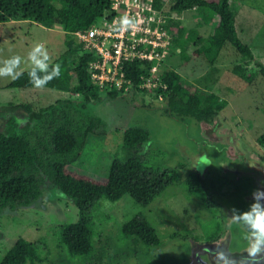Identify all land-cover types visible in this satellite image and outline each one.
I'll return each instance as SVG.
<instances>
[{
	"label": "rangeland",
	"instance_id": "1",
	"mask_svg": "<svg viewBox=\"0 0 264 264\" xmlns=\"http://www.w3.org/2000/svg\"><path fill=\"white\" fill-rule=\"evenodd\" d=\"M171 4L172 0H165L163 10L166 12ZM233 4L240 6L235 23L239 38L251 48L255 59L264 65V0H233ZM172 16L178 18L180 41L191 57L188 62H184L179 50H176L171 53L164 68L179 72L185 82L195 84L226 100L227 106L217 117L225 125L222 131L229 133L224 135L235 134L242 138L244 146L259 149L264 154V149L259 148L256 143L258 137L264 133V79L259 67L241 56L228 43L224 44L215 63H209L203 56L195 54V47L188 39V34L190 29L197 28L206 37L212 33L213 26L209 23L198 24L201 16L196 10H186L180 15ZM65 35L62 31L29 21H8L0 25V59H6L13 54L26 57L32 45L40 41L46 44L51 63L55 64L57 57L65 50ZM25 67L26 65H21L22 70ZM236 68H241L250 80L241 79ZM10 81V78H0V131L7 127L9 120L19 128V124L27 118L22 109L11 110V106L27 104L35 111L50 105L56 107L45 114L43 122L30 125L27 139L40 155V164L35 175L40 182L41 193L28 205H13L1 211L0 260L13 243L22 237L34 243L40 254V261L27 264H85L96 251V241L99 242L97 251L104 253L107 258L106 264H129L130 260L125 261V253L130 251V243L122 237L120 227L139 212L156 229L162 242L156 250L140 244L137 248L140 264H184L188 252L190 253L191 242L208 243L205 232L212 231L214 223L220 224V237L227 232L223 202H227L231 211V201L223 200L229 199L236 189L227 178L219 175L206 178V183L209 182L211 186L209 190L213 192L206 198L205 194L204 197L194 195L185 185L176 184L169 186L147 207L136 205L129 195H124L116 202L100 200L93 212L95 233L92 254L86 258L70 256L60 240L59 230L62 224L78 219V209L46 176L41 158L50 161L64 160L68 172L94 182H105L111 161L122 153L123 133L129 127L128 112L121 102L123 96L111 98L102 91L87 103L88 111L85 112L80 109V95L48 88L7 89L6 85ZM130 95L137 101L145 98L146 103L156 101L151 91L141 92L133 88L127 96ZM66 100L73 101L65 104ZM124 102L131 103L130 109L134 106L133 102L126 99ZM57 125L69 126L77 136L88 127L91 131L82 148L61 156L52 152L49 142L51 132ZM178 127L169 132H172L174 139L186 140L187 136L194 137V132L192 134L186 129L196 128L192 122ZM229 146L227 144V150ZM175 150L172 144H166L163 140H160L159 145L154 140H148L142 152L146 154V162L164 167L168 166L167 161L173 160L171 158ZM214 159L213 162L216 161ZM213 170L214 168L207 170L204 174ZM215 196L219 199L215 200ZM219 241L220 239L217 242ZM193 249L197 252L199 246L194 244ZM211 256L212 253L210 259ZM230 259L233 264L248 263L244 262L245 256L244 260L238 255ZM227 260L230 261L229 258Z\"/></svg>",
	"mask_w": 264,
	"mask_h": 264
},
{
	"label": "trees",
	"instance_id": "2",
	"mask_svg": "<svg viewBox=\"0 0 264 264\" xmlns=\"http://www.w3.org/2000/svg\"><path fill=\"white\" fill-rule=\"evenodd\" d=\"M165 0H155V6L162 8ZM112 0H0V25L8 21H29L46 28L59 29L64 32L65 50L57 57L55 63L61 65L59 78L53 79L44 88L68 92L82 97L80 109L87 112V103L103 89L90 79L89 62L93 59L91 53H83L76 42L73 33L89 28L95 20L110 15ZM239 5L233 0H172L166 11V27L171 35V53L179 50L184 62L190 60V55L181 43L178 33V18L186 10H196L201 20L198 24H211L213 31L208 36H202L197 28L189 30L188 39L195 47V54L203 56L214 64L223 46L228 43L244 58L254 62L264 79V65L257 61L251 48L239 38L236 31V16ZM137 62L128 63L124 68L126 78L131 79L133 88L145 92L138 87L140 69ZM241 68H236L239 77L249 81ZM162 80L168 85L163 91L164 106L174 119L186 122H213L227 106V101L216 94L209 93L195 84L185 82L179 72L165 70ZM27 72L18 80H11L7 89L32 88ZM104 92V91H103ZM162 92L154 91L155 96ZM111 98H118L116 91L107 92ZM99 98V97H97ZM73 100L64 101L71 104ZM50 105L38 111L30 105L18 104L9 109H22L27 118L17 128L11 120L7 127L0 131V213L13 205H28L40 196V182L35 173L39 166L40 155L27 139L32 123L44 121L45 114L55 109ZM8 109V108H6ZM195 123V124H196ZM88 127L77 136L67 125H57L50 135L52 152L61 156L73 153L83 147L90 133ZM149 132L143 127L127 128L122 137V153L111 161L106 181L94 182L88 178L73 174L66 170L64 160H46L41 158L46 176L78 209V219L75 222L60 226V240L72 257L86 258L94 250L93 212L100 200L110 202L120 200L129 195L140 207H147L157 196L169 186L183 184L194 195L205 194L210 197L209 187L201 173H191L182 178L174 168L158 167L155 163L146 162L143 146ZM264 145V133L258 138ZM214 169L219 168L217 166ZM212 170V169H210ZM212 231L205 232L206 241L215 242L220 236V224L214 223ZM122 237L130 243V251L136 252L139 245L157 249L161 240L156 229L146 216L139 212L120 227ZM40 261L37 246L25 238H18L0 260V264H27Z\"/></svg>",
	"mask_w": 264,
	"mask_h": 264
},
{
	"label": "built area",
	"instance_id": "3",
	"mask_svg": "<svg viewBox=\"0 0 264 264\" xmlns=\"http://www.w3.org/2000/svg\"><path fill=\"white\" fill-rule=\"evenodd\" d=\"M109 17L95 20L85 31L73 33L83 53H91L90 79L105 93L116 91L129 94L133 89L131 79L126 78L124 68L128 63L140 64L139 88L156 90L162 100L168 85L162 80L164 66L171 57V35L166 27L163 8L155 6V0H112ZM130 15L139 21L136 29L114 32L113 22L122 15ZM59 30V29H55Z\"/></svg>",
	"mask_w": 264,
	"mask_h": 264
},
{
	"label": "flooded vegetation",
	"instance_id": "4",
	"mask_svg": "<svg viewBox=\"0 0 264 264\" xmlns=\"http://www.w3.org/2000/svg\"><path fill=\"white\" fill-rule=\"evenodd\" d=\"M127 97L128 98H126V101L134 103V106H132V109H130V115H128V128L132 126L145 128L149 132V136L145 140H154L156 141L157 145L160 144V140H164V143L166 144L170 143L173 144V146L177 145L180 138L174 139V137L172 136L173 130H175V128H179L178 125L183 126L186 123L190 124V120L181 122L174 119V117L171 116L169 112L165 111L166 107L161 106V103H165L164 98L162 100H159L155 96L154 99L156 101H150L146 103V98L142 99L143 101H137L133 98V95ZM217 117L213 122H195L196 128H190L194 132V137L190 138L187 136L186 140H227L229 142V152H226L225 154L223 153L225 157L223 155L222 158L215 159L219 164L225 165L232 174L228 175L219 167L214 169L213 171L207 172L206 174L203 173L200 176L204 179L205 182L206 178L210 179L214 176L219 175L227 178L230 183L234 184L236 190L232 195H230V197L227 196L229 199L224 200L231 201V212L233 208L240 211H246L248 210L250 204L253 202L252 192L254 191V189L261 188L262 190H264V183H262L264 182V154L259 149L255 150L254 148L252 149L250 147L244 146L243 143L245 142L241 140L242 138H240L239 136H235V134L233 137H216V134H229L228 132L222 131L225 125L223 123H220L217 120ZM160 124H163L164 126L161 127L159 126ZM206 129L210 131L208 133L209 135H206ZM202 130L204 132H202ZM170 131L172 132L169 133ZM178 131H180V129ZM256 143L259 148L264 149V145L260 144L258 142V139L256 140ZM217 152L219 153L221 151L217 150ZM171 159H173L174 161H167V167L174 168L182 178H186L189 174H194L195 172L199 174V172L194 169L191 164H189L190 157L188 155L182 154L179 151L176 152L175 150L173 151ZM187 166L188 168H186ZM207 186L209 188L211 187L209 182L207 183ZM210 193H213L212 190H209V194ZM211 196L213 197V195ZM216 198L219 199L218 196H215V200ZM220 209L222 215V208L220 207ZM248 236V230L242 224L235 222L232 240L234 248H232V250L235 249L237 250V252H239L241 250V247L248 243ZM219 239L220 236L218 240ZM218 240H216L215 242H217ZM96 242V251L92 254L91 260L89 262H86L85 264H104V262L106 264L107 258L105 257L104 253L97 251L99 242ZM175 252H172V254ZM115 257L116 259L118 258V256ZM125 258V261L130 260L129 264H140V262L138 261V251H136L135 253L132 251L126 252ZM154 264H156V262H154Z\"/></svg>",
	"mask_w": 264,
	"mask_h": 264
},
{
	"label": "clouds",
	"instance_id": "5",
	"mask_svg": "<svg viewBox=\"0 0 264 264\" xmlns=\"http://www.w3.org/2000/svg\"><path fill=\"white\" fill-rule=\"evenodd\" d=\"M139 21L130 15H122L113 22L114 32H125L136 29ZM26 65L22 70L21 65ZM27 72L29 83L37 89H42L53 79L59 78L61 65L51 63V56L44 42H35L27 56L13 54L6 59H0V78H10L15 81ZM264 183V182H262ZM253 202L248 210L240 211L233 208L231 218L242 224L249 233V255L253 264L258 257L264 256V190L257 188L252 193Z\"/></svg>",
	"mask_w": 264,
	"mask_h": 264
},
{
	"label": "water",
	"instance_id": "6",
	"mask_svg": "<svg viewBox=\"0 0 264 264\" xmlns=\"http://www.w3.org/2000/svg\"><path fill=\"white\" fill-rule=\"evenodd\" d=\"M128 94L123 95L122 104L126 107L128 115H130V105L131 103L124 102L127 98ZM124 100V101H123ZM161 106H164L161 103ZM195 125V122H192ZM185 128V127H184ZM191 133L193 134V130L189 127ZM202 132H204L202 130ZM210 131L206 129V135H209ZM233 137V135H221L216 134V137ZM189 137V136H188ZM164 141V140H163ZM229 142L227 140H179L177 145L174 146L176 151H179L182 154L188 155L190 157V164L194 169H196L199 173H204L207 170L212 169L214 166L220 167L221 170L226 172L228 175L232 173L230 170L226 168L225 165L219 164L217 160L213 162V158H222L223 155L228 152L227 144ZM173 145V144H172ZM230 144H228L229 146ZM217 150L221 152H217ZM224 153V154H223ZM225 157V155H224ZM225 159V158H224ZM203 171V172H202ZM255 190V189H254ZM253 193V192H252ZM225 201V200H223ZM224 205V215L227 216V232L220 237L219 242H208L206 244H199V242H191L190 253L188 252V257L186 258V262L184 264H217V262H228V264H233L228 261V258H231L235 255L245 256L249 263L253 264V260L249 255L250 241L241 247V250L237 252V250H232V240H233V228L235 225L234 220L231 218V211L229 210V206L227 202H223ZM231 205V204H230ZM229 216V217H228ZM199 246V251L195 252L196 249H193V245ZM210 253H212V260L210 259ZM198 258H201L200 261H197ZM204 260V261H202ZM255 264H264V256L258 257L255 261Z\"/></svg>",
	"mask_w": 264,
	"mask_h": 264
},
{
	"label": "bare ground",
	"instance_id": "7",
	"mask_svg": "<svg viewBox=\"0 0 264 264\" xmlns=\"http://www.w3.org/2000/svg\"><path fill=\"white\" fill-rule=\"evenodd\" d=\"M239 257L243 258L242 260H244V256H239ZM229 260H230V262L232 261L230 258H229ZM244 262H248L249 263V260H247V258L245 257Z\"/></svg>",
	"mask_w": 264,
	"mask_h": 264
}]
</instances>
